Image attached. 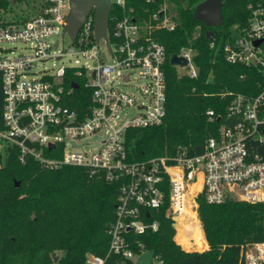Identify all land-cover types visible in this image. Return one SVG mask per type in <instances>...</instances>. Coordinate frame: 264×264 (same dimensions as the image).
Returning a JSON list of instances; mask_svg holds the SVG:
<instances>
[{
  "label": "built area",
  "instance_id": "obj_1",
  "mask_svg": "<svg viewBox=\"0 0 264 264\" xmlns=\"http://www.w3.org/2000/svg\"><path fill=\"white\" fill-rule=\"evenodd\" d=\"M112 5L107 35L99 40L94 9L76 38L70 37L66 31L70 0H41L31 16L5 19L0 25L5 123L0 151L15 146L23 163L33 157L44 168L82 166L118 185L107 252L88 253L85 264H136L149 250L138 237L158 230L157 215L163 209L171 218L174 236L179 225L190 220L188 229L199 227L204 239L200 196L210 204L228 199L264 203V0L247 1L246 21L232 26L222 46L225 61L250 69L240 78L252 82L245 91L219 92L227 102L223 112L206 110L209 121H220L216 135L194 153L179 148L175 154L133 161L125 145L127 130L160 125L167 114L166 49L151 35V25L128 10L126 0H112ZM152 19L157 27L175 26L165 7ZM101 42L110 62L101 58ZM18 43L23 50H18ZM215 44L212 38L210 46ZM176 54L188 60L173 64L183 68L178 74L198 77L196 50L183 46ZM50 60L51 67L38 68ZM73 76L91 89V103L82 110L67 103L77 89L73 81L66 83ZM132 109L134 114L127 117ZM93 136L100 138L97 148L78 147ZM189 242L192 246L186 252L199 251L193 236ZM156 262L162 264L163 259L155 253L152 264ZM263 262L264 241L241 245L240 264Z\"/></svg>",
  "mask_w": 264,
  "mask_h": 264
},
{
  "label": "trees",
  "instance_id": "obj_2",
  "mask_svg": "<svg viewBox=\"0 0 264 264\" xmlns=\"http://www.w3.org/2000/svg\"><path fill=\"white\" fill-rule=\"evenodd\" d=\"M201 1L126 0L136 19L151 25L150 33L164 45L167 57V114L160 125L127 130L125 145L132 161L175 154L179 148L196 152L219 129L220 121H209L206 115L210 107L223 112L227 102L219 92L245 91L252 82V78H240L250 69L228 63L222 54L232 26L244 23L249 15L248 0H223V22L216 27L195 18V8ZM8 3L0 0V8ZM163 7L172 13L169 15L175 23L173 29L157 27L152 19V14ZM3 20L0 17V25ZM198 25L201 29L196 34ZM209 29L215 32L213 48L212 38L207 36ZM183 46L196 50V78L180 76L170 62ZM74 80L80 87L67 103L82 110L91 103V89L75 76L67 77V85ZM3 109L0 72V129L5 128ZM117 195L118 185L91 175L85 167L44 168L33 157L23 163L17 147H6L0 151V264H85L88 253L105 255L110 239L107 229L115 218ZM199 202L209 243L207 250L186 252L177 245L171 218L164 209L157 215L158 230L139 235L147 249L161 256L162 264H240L242 244L264 241V203L228 199L210 204L202 196ZM184 225L188 231L180 225L179 230L185 247L192 246L189 238L193 236L195 248L203 249L188 224ZM175 237L180 242L178 235Z\"/></svg>",
  "mask_w": 264,
  "mask_h": 264
},
{
  "label": "water",
  "instance_id": "obj_3",
  "mask_svg": "<svg viewBox=\"0 0 264 264\" xmlns=\"http://www.w3.org/2000/svg\"><path fill=\"white\" fill-rule=\"evenodd\" d=\"M112 6V0H70V13L67 19L66 31L72 39H75L88 14L94 9L95 37L97 40L106 37ZM194 16L196 19L202 20L207 26H219L223 22V0L201 1L195 8ZM214 34L213 29L207 31L209 38H213ZM170 62L171 64H187L188 60L174 53L170 58ZM72 87L78 88L79 84L73 81ZM234 121V119H230L231 124ZM50 146L53 147L54 145L51 144ZM19 184L20 182L17 181L16 186ZM154 256V250H147L141 254L136 264H152Z\"/></svg>",
  "mask_w": 264,
  "mask_h": 264
},
{
  "label": "rangeland",
  "instance_id": "obj_4",
  "mask_svg": "<svg viewBox=\"0 0 264 264\" xmlns=\"http://www.w3.org/2000/svg\"><path fill=\"white\" fill-rule=\"evenodd\" d=\"M8 1H9V3H8L7 7L5 6V7H1L0 8V17H3V19H6L8 21H12V20H16V19L19 20V19H23V18H27V17L31 16L34 13L35 9L39 6V4L41 2V0H8ZM170 15H172V13ZM200 29H201V26L198 25L196 34L198 33V31ZM69 45H70V40H69V38H67L66 39V47H68ZM17 46H18V50H20V51L23 50L21 43H18ZM60 47H62V44H61ZM100 50H101V58L105 62H110L111 61V57H110L109 53L107 52V50L105 49V46H104L103 42H101V44H100ZM53 61L54 60H50V61H48L46 63L39 64L38 68H44L45 66L47 68H49V67H51L53 65ZM172 66L177 71H183V68L181 66H176V65H173V64H172ZM129 89H132V87H129ZM134 112H135L134 109H132L131 111L126 112V116L127 117L132 116L134 114ZM99 140H100V138L98 136H93V137L89 138L87 140V142H84L83 144L79 145L78 147L80 149H83V150L95 149L98 146V141ZM189 222H190L189 220L186 221L187 224ZM180 226L182 228H184L186 231H188L185 225H180ZM192 231H193V233L195 234L196 238L198 239V241L200 243V244L198 243L199 246L201 248H203L205 246V242L199 236L198 232L195 231V229H193ZM173 237H175V236L173 235ZM178 237L180 239V242L184 245L182 237L179 236V235H178ZM175 238H173V241L176 243ZM177 245H179V244H177ZM184 246H183L182 249L184 251H186L185 250L186 247H184ZM208 248H209V246H208ZM208 248L205 247L204 249L207 250ZM204 249L203 250L197 249V250L205 251ZM154 264H157V262L154 263Z\"/></svg>",
  "mask_w": 264,
  "mask_h": 264
},
{
  "label": "bare ground",
  "instance_id": "obj_5",
  "mask_svg": "<svg viewBox=\"0 0 264 264\" xmlns=\"http://www.w3.org/2000/svg\"><path fill=\"white\" fill-rule=\"evenodd\" d=\"M189 221H190V220H189ZM194 229H195L196 232H198L199 236H200V237L202 238V240L204 241L200 228H199V227H195ZM177 235L180 236V230L178 231V234H177Z\"/></svg>",
  "mask_w": 264,
  "mask_h": 264
},
{
  "label": "crops",
  "instance_id": "obj_6",
  "mask_svg": "<svg viewBox=\"0 0 264 264\" xmlns=\"http://www.w3.org/2000/svg\"><path fill=\"white\" fill-rule=\"evenodd\" d=\"M204 239H205V246L208 248L209 244L207 242L206 236H204Z\"/></svg>",
  "mask_w": 264,
  "mask_h": 264
}]
</instances>
